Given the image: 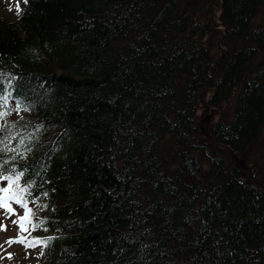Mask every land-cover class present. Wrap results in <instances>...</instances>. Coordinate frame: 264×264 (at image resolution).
<instances>
[{
	"label": "trees",
	"instance_id": "obj_1",
	"mask_svg": "<svg viewBox=\"0 0 264 264\" xmlns=\"http://www.w3.org/2000/svg\"><path fill=\"white\" fill-rule=\"evenodd\" d=\"M19 2L0 181L36 264H264V0Z\"/></svg>",
	"mask_w": 264,
	"mask_h": 264
},
{
	"label": "rangeland",
	"instance_id": "obj_2",
	"mask_svg": "<svg viewBox=\"0 0 264 264\" xmlns=\"http://www.w3.org/2000/svg\"><path fill=\"white\" fill-rule=\"evenodd\" d=\"M19 1L0 0V14L9 18L14 17L15 10L20 5ZM201 111V123L207 122L209 116L213 118V114L210 112V114H206ZM5 188V183L0 181V199L6 201L13 212L9 213L4 208H0V264H36L40 252L39 245H34L25 238L29 229L25 220L23 221L24 230L20 228L19 218L25 217L23 214L26 207H22L7 192H4ZM13 221H17V223H13ZM21 239L24 241L23 243L19 242Z\"/></svg>",
	"mask_w": 264,
	"mask_h": 264
},
{
	"label": "snow or ice",
	"instance_id": "obj_3",
	"mask_svg": "<svg viewBox=\"0 0 264 264\" xmlns=\"http://www.w3.org/2000/svg\"><path fill=\"white\" fill-rule=\"evenodd\" d=\"M25 2H27V0H25ZM21 175H23V173H19V174H17L16 179L19 180V178H20ZM0 178L5 179V180L8 179V177H3V176H0ZM29 187H30V185H29ZM25 190H26V189H21V191H25ZM3 191H4V192H8L9 189H8V188H5V189H3ZM16 202H17L18 204H21L22 207H26V205H24L23 202H22L20 199H17ZM0 208H4L5 211H6V212H9V213L13 212V209L10 207V205H8V204L6 203V201H4V200H2V199H0ZM31 211H32L31 209H27V212H26L25 217H20V218H19V221H20V228H21V230H24V224H23V221L27 218L28 213H31ZM13 223H17V221H13ZM34 227H39V225H35ZM49 239H50V238H49ZM19 242L23 243L24 241L21 239ZM40 242H42V241H40V240L38 239V240H37V243H40ZM32 246H34V245H32Z\"/></svg>",
	"mask_w": 264,
	"mask_h": 264
}]
</instances>
